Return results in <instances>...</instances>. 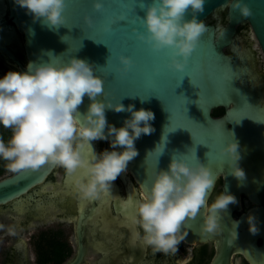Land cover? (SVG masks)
<instances>
[{"label":"water","instance_id":"obj_1","mask_svg":"<svg viewBox=\"0 0 264 264\" xmlns=\"http://www.w3.org/2000/svg\"><path fill=\"white\" fill-rule=\"evenodd\" d=\"M144 3L145 0H102V9L97 10L92 0H66L62 13L64 24L50 29L33 20L14 0H0V49L17 61L21 70L26 65L10 51L17 48L14 43L22 45L19 34L23 36L26 64L49 59L48 52L58 61H66L70 56L84 58L103 77L104 91L98 98L150 108L155 114L151 121L154 131L142 134L135 141L138 155L127 166L143 192L150 186L157 161L159 167L166 168L173 153L177 156L186 153L189 161L199 158L208 164L215 183L219 176L224 177L223 190L233 193L236 203L221 211V226L215 233L202 230L204 213L186 221L182 229L187 232L184 240L214 241L217 253L211 264H230L234 253L243 254L252 264H264V76L255 69L251 43L244 48L242 36L237 32L239 25H249L264 54V0H247L252 13L248 17L232 9L228 0H205L204 9L197 17L204 20L208 30L201 35L182 70L170 66V48L154 50L137 35L145 32L140 20H135L143 16ZM226 8L228 18L224 23L218 10ZM190 16V12L186 14V18ZM86 17H91V25L86 23ZM210 17L217 22H207ZM229 46L234 55L226 52ZM121 54L131 58L127 71L118 70L123 67L119 60ZM200 80L202 91L194 85ZM88 103L85 95L80 110H86ZM218 108H223V113L214 115ZM129 115L106 110L107 120L116 126ZM231 139L239 141V165L245 172L244 178L231 173L226 163L228 157L220 151ZM100 141H92L98 153ZM82 152L89 156V146L84 145ZM55 167L45 163L36 170L25 169L0 177V212H5V206L10 205L11 209L22 212L27 200L25 195ZM83 174V169H77L67 175L74 178ZM122 175L127 177L126 173ZM138 199V189L133 185V198L124 207V214L130 220ZM249 214L256 217V233L249 230ZM92 215V212L84 213L85 220ZM84 223L80 220L78 227ZM83 253L81 250L68 264H80Z\"/></svg>","mask_w":264,"mask_h":264},{"label":"clouds","instance_id":"obj_2","mask_svg":"<svg viewBox=\"0 0 264 264\" xmlns=\"http://www.w3.org/2000/svg\"><path fill=\"white\" fill-rule=\"evenodd\" d=\"M92 2L95 9H102V0ZM14 3L50 29L64 24L66 0ZM228 3L243 17L252 14L247 0ZM204 4L205 0H145L144 14L138 16L145 32L139 33V38L154 50L170 48V66L182 70L201 35L208 30L204 20L197 17ZM189 12L190 18H186ZM85 20L92 24L91 17ZM47 55V60L28 61L25 69H10L0 76V125L11 130L7 142L0 138V159L13 173L36 170L45 163L54 164L65 173L83 169V176L74 177L75 188L84 198H96L138 155L135 141L154 131L151 121L155 114L150 108H136L133 103L126 106L121 100L113 103L98 98L104 91V80L86 59L70 56L58 61L51 52ZM119 60L123 67L118 70L127 71L131 58L121 54ZM85 95L89 103L81 111L79 106ZM107 109L130 115L116 126L107 120ZM98 139L109 142V147L99 153L92 145ZM84 145L89 146V156L82 152ZM239 147V141L231 139L220 151L227 155L231 173L244 178ZM185 155L173 153L166 168L159 167L157 161L148 190L135 202L131 222L137 228L133 235L154 251L175 254L187 236L182 231L186 221L198 214L204 213L202 230L215 233L221 226V211L236 203L235 195L224 190L209 201L215 181L208 164L199 158L189 161ZM247 221L249 230L256 233V217L249 214ZM4 227L0 224V228ZM8 231L12 232V227Z\"/></svg>","mask_w":264,"mask_h":264},{"label":"flooded vegetation","instance_id":"obj_3","mask_svg":"<svg viewBox=\"0 0 264 264\" xmlns=\"http://www.w3.org/2000/svg\"><path fill=\"white\" fill-rule=\"evenodd\" d=\"M207 22L217 21L210 17ZM241 26L237 27L238 34L242 31ZM19 40L22 45L19 47L14 43L17 48H11L10 51L26 65L21 34ZM226 52L234 55L230 46ZM10 69L21 70V66L5 50L0 49V76ZM104 144L106 148L109 147L107 140H101L100 151ZM67 174L56 166L25 195L27 200L22 212L11 209V205L5 206V212H0V216L10 219L13 229L9 232L8 223L0 218V224L5 226L0 228L1 238L5 237L3 244H0V264H68L81 250L84 253L80 264L212 263L217 253L214 241L190 243L182 240L175 254H166L154 251L151 246L134 237L137 226L124 214V207L133 198V185L138 189L140 198L144 192L131 171L126 172L128 178L120 174L111 187L96 198L82 197L75 188L74 178ZM223 182L224 177L221 175L209 201L223 190ZM89 212L94 215L85 220L84 213ZM80 220L85 223L78 227ZM230 264L252 263L243 254L234 253Z\"/></svg>","mask_w":264,"mask_h":264},{"label":"rangeland","instance_id":"obj_4","mask_svg":"<svg viewBox=\"0 0 264 264\" xmlns=\"http://www.w3.org/2000/svg\"><path fill=\"white\" fill-rule=\"evenodd\" d=\"M224 11H226V15L224 16ZM218 14L219 16L221 17L222 21L224 23L227 22V18H228V10L227 8L226 9H221V10H218ZM216 21L217 19L214 18ZM248 27V28H247ZM242 28V31L240 34H242V46L244 48H247L249 47V44L248 43H251V46H250V49L255 53V56H254V60H255V69L258 73H261L263 76H264V54L263 52L261 51L259 45H258V42L257 40L255 39L252 31H251V28L249 27V25H243L241 26ZM107 146L106 144L103 145V149H105ZM12 172L10 171H6L3 175H1L0 177L2 176H5V175H8V174H11ZM0 218L2 219H5L6 222L8 223V226H10L11 224V221L9 218H7L6 216H0ZM9 227L7 229H9ZM19 231V230H17ZM4 239L5 237H2L0 236V244L2 245L3 242H4Z\"/></svg>","mask_w":264,"mask_h":264},{"label":"trees","instance_id":"obj_5","mask_svg":"<svg viewBox=\"0 0 264 264\" xmlns=\"http://www.w3.org/2000/svg\"><path fill=\"white\" fill-rule=\"evenodd\" d=\"M226 13L227 12L224 11V16L226 15ZM223 111H224L223 108H218V109L214 110L213 113H214V115H220L223 113ZM10 135H11V130L4 128L2 125H0V138H3L7 142ZM6 171H8V170L5 168V161L0 159V176L3 175Z\"/></svg>","mask_w":264,"mask_h":264},{"label":"snow or ice","instance_id":"obj_6","mask_svg":"<svg viewBox=\"0 0 264 264\" xmlns=\"http://www.w3.org/2000/svg\"><path fill=\"white\" fill-rule=\"evenodd\" d=\"M123 7H126V8H130V6L129 5H125V6H123ZM121 19H124L125 17H124V13L123 12H121ZM136 19H138V17H136L135 18V20ZM135 20H133V23H135ZM139 34V32H137V35ZM139 36V35H138ZM194 85H197L200 89H201V91H202V87H203V82L200 80L197 84H194ZM175 129V128H174ZM174 129H172V130H174ZM6 183H11L10 181L9 182H6Z\"/></svg>","mask_w":264,"mask_h":264},{"label":"bare ground","instance_id":"obj_7","mask_svg":"<svg viewBox=\"0 0 264 264\" xmlns=\"http://www.w3.org/2000/svg\"><path fill=\"white\" fill-rule=\"evenodd\" d=\"M128 170V169H127ZM127 170L126 171H123V172H121V174H125L126 172H127Z\"/></svg>","mask_w":264,"mask_h":264}]
</instances>
